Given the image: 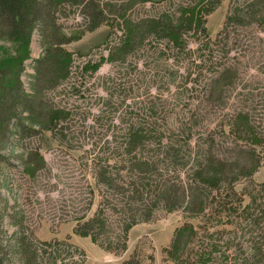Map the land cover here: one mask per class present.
<instances>
[{"label":"trees","instance_id":"1","mask_svg":"<svg viewBox=\"0 0 264 264\" xmlns=\"http://www.w3.org/2000/svg\"><path fill=\"white\" fill-rule=\"evenodd\" d=\"M220 1L165 0L133 18L128 2L113 10L104 0H0V41L13 46L0 58V264H86L80 247L39 240L34 217L71 221L75 234L120 257L134 226L178 210L197 223L175 229L162 249L164 263L264 264V181L252 180L264 159V133L249 106L233 97L259 81L255 66L242 65L249 57L232 54L240 44L264 59V48H254L261 37L232 34L234 27L264 21V0H230L224 26L211 38L206 17ZM136 3L142 8L153 2ZM72 14L85 21L83 33L107 23L109 36L115 29L120 35L97 58L77 65L64 48L81 37L63 23ZM34 35L38 58L32 57ZM140 51L146 57L165 54L160 71L169 80L143 102L162 112L172 98L179 108L167 120L126 122L118 136L82 143L69 152L82 164L54 170L40 145L50 132L62 150L73 147L77 133L69 127L74 111L68 93L80 74L93 78L105 64L136 67ZM29 61L31 93L23 80ZM243 81L247 85L237 91ZM12 161L23 175L13 184L2 177ZM146 259L152 261L134 250L118 264Z\"/></svg>","mask_w":264,"mask_h":264},{"label":"rangeland","instance_id":"2","mask_svg":"<svg viewBox=\"0 0 264 264\" xmlns=\"http://www.w3.org/2000/svg\"><path fill=\"white\" fill-rule=\"evenodd\" d=\"M104 1L111 4V9L113 10L114 8H118L123 2L132 4L133 7L127 11V14L130 13V16L137 18L136 16H141V13L148 11L151 6L155 10L156 8L158 9L159 6L164 4L165 0H151L153 3H148L142 8L136 3V0ZM229 5L230 0H221L216 9L206 17V28L211 38H214L222 30ZM107 17L108 22L112 23L114 15L108 13ZM259 20L258 23L250 27L232 28V34L247 38L258 35L263 39V42L256 44L254 48H264V21ZM63 23L72 33L74 32L73 36L81 35L80 38L74 39L64 45L67 51L74 54L77 65L85 60L87 61L90 56L97 58L101 52H105L106 42L114 43L113 41H116L120 35L119 31L115 29L117 34L109 36L112 28L107 23L102 24L92 32L83 33L85 21L73 14L70 18L64 19ZM190 47L194 48V43H190ZM12 48V44L0 41V58L6 50L11 51ZM40 53L39 38L37 35H34L32 57L38 58ZM232 54H237L239 60H241V55H247L251 62L245 63L246 60L243 59L242 65L244 68L255 66L257 69L254 81H259V83H250L249 92L246 95L240 93L237 96L233 95V97L238 102L242 99L243 103L249 106L251 118L262 123L258 128V132L264 133V59L257 60L256 57L259 56L257 50L252 49L248 54V49H245L240 44H236V49L233 48ZM164 55L156 54L146 57L140 51L135 54V59L138 63L136 67L132 64H125L123 67L105 64L93 78H90L89 75L80 74V83L76 86L75 90L68 93V97L71 99L70 107L74 111L69 127L72 132L75 131L77 133L75 140L70 141L73 147L69 149L64 145L62 150L60 143L51 138L50 132L44 133V140L40 145L41 153L54 167V170L63 171L68 166L82 164L83 160L78 161L77 157L75 159L70 157L69 152L73 148H77L82 143L92 144V142H97L104 136H106V139L110 138L111 135L118 136L126 128V122L131 123L146 120L148 117H159L165 120L171 117L174 109H178L180 106L174 99L168 98L164 102L162 112L143 102L145 96L148 95L147 92H151L152 94L158 92L154 87L164 90L168 86L169 80L166 78L164 72L160 71L165 63ZM32 74L33 69L31 61H29L26 73L23 76L25 88L29 93L32 92ZM149 79L153 82L152 88H150L151 83ZM246 85L247 82L243 81L237 91H242L241 88ZM166 95L167 93L164 92V96ZM212 114L211 111L208 117L209 120ZM12 162H14V165L5 168L2 177L5 176L13 184L17 177H22L23 175L20 172L21 166H19V163L17 161ZM252 180L255 182L264 181V159L252 175ZM14 193L16 194V192ZM15 197L18 200V194ZM51 218L47 217L41 221H35L37 219L34 217V232L39 240L51 241L57 239L59 241H68L80 247L86 252V264H117L119 262V256L110 253L105 254L107 252L94 244L90 238L75 234L73 222H59ZM186 221L197 223V220H188L181 210L170 213L160 211L156 214L153 221L140 223L129 231L127 249L120 257L129 255L132 251L136 250L144 258L148 256L152 257V261L146 259L147 264H166L163 261L162 249L168 247L175 229ZM6 228H8L9 233L12 232L9 226Z\"/></svg>","mask_w":264,"mask_h":264},{"label":"crops","instance_id":"3","mask_svg":"<svg viewBox=\"0 0 264 264\" xmlns=\"http://www.w3.org/2000/svg\"><path fill=\"white\" fill-rule=\"evenodd\" d=\"M105 254H108V253H105ZM126 256H127V255H126ZM126 256L123 255L122 257H119L118 261H119V262L122 261L124 258H126ZM119 262H118V263H119ZM118 263H117V264H118Z\"/></svg>","mask_w":264,"mask_h":264}]
</instances>
